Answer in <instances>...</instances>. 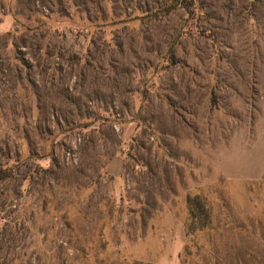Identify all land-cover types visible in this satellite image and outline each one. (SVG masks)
Instances as JSON below:
<instances>
[{"label": "rangeland", "instance_id": "rangeland-1", "mask_svg": "<svg viewBox=\"0 0 264 264\" xmlns=\"http://www.w3.org/2000/svg\"><path fill=\"white\" fill-rule=\"evenodd\" d=\"M4 233L9 264H264V0H0Z\"/></svg>", "mask_w": 264, "mask_h": 264}, {"label": "trees", "instance_id": "trees-1", "mask_svg": "<svg viewBox=\"0 0 264 264\" xmlns=\"http://www.w3.org/2000/svg\"><path fill=\"white\" fill-rule=\"evenodd\" d=\"M28 32H31V33H28ZM28 32H27L28 34H24V36L29 37V34H30L31 37L37 38V37H40L42 35L41 28H39V27L30 28ZM19 42L21 45L16 47L18 53L20 52V50H18V49H20L21 47H26L25 45H27L24 37L21 38L19 40ZM40 51H41L40 49L37 50V52H40ZM80 127L84 128V127H88V125L86 124L85 126H80ZM191 201H192L191 199H188V204H191ZM4 239H5V233L0 234V242L1 243ZM9 263H10V261L5 258V253H4V256L0 257V264H9ZM133 264H142V263L134 262Z\"/></svg>", "mask_w": 264, "mask_h": 264}, {"label": "crops", "instance_id": "crops-1", "mask_svg": "<svg viewBox=\"0 0 264 264\" xmlns=\"http://www.w3.org/2000/svg\"><path fill=\"white\" fill-rule=\"evenodd\" d=\"M118 165L120 164L115 160L110 162L108 165V171L114 176L119 173L120 168H118ZM249 172L252 175H260L262 173V170H257V168H252Z\"/></svg>", "mask_w": 264, "mask_h": 264}]
</instances>
